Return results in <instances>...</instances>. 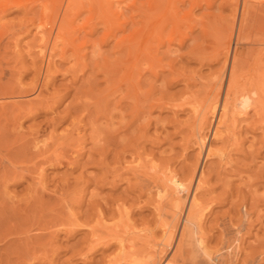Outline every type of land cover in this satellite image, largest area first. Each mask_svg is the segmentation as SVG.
<instances>
[{
  "label": "rangeland",
  "instance_id": "1",
  "mask_svg": "<svg viewBox=\"0 0 264 264\" xmlns=\"http://www.w3.org/2000/svg\"><path fill=\"white\" fill-rule=\"evenodd\" d=\"M48 1L43 4L46 9L40 0H21L0 15V25H5L0 31V99H4L0 105V264L145 263L149 249L169 231L163 230L164 236L160 222L171 217H161L156 209L165 208L160 209L163 213L169 209L175 187L188 179L193 167L197 174L202 170L205 181L200 200L208 208L202 223L208 247L214 250L226 238L240 236L242 254L234 264H264V116L239 117L218 140L212 137L217 117L210 119L203 149L197 146L191 126V102L206 99L222 72L220 45L229 24L235 29L244 12L248 14L243 28L246 38L235 46L239 58L244 57L240 59L243 70L264 51V0H210L199 6L191 0H172L178 19L186 17L185 22L181 17L179 21L182 27V22L189 24L188 35L183 43L155 41L156 51L152 50L160 59L156 73L142 64L139 75L134 71L130 81L121 69L126 52L115 41L137 27V4L145 0L134 4L137 12L126 7L133 5L127 3L130 0L122 2V15L129 16L124 18L123 31L113 29V37L105 35L110 24L95 19V11L83 8L78 16L66 17L73 26L64 24V41L53 52L50 70L36 47L40 30L46 34L49 28L53 36L66 18L60 3L53 6L55 20L50 17L53 0ZM131 15L135 21L129 22ZM86 18L88 24H82ZM51 36L46 42L41 39V44L49 47ZM234 41L233 30L230 49ZM209 143L216 153L207 157ZM155 172L169 178L166 191L155 184L154 179L162 183ZM194 184L195 180L186 199L184 193L178 196L184 201L183 211ZM182 216L181 212L174 240ZM121 236L127 251L118 244ZM174 245L175 241L173 249H160L165 250L163 258L176 255Z\"/></svg>",
  "mask_w": 264,
  "mask_h": 264
},
{
  "label": "bare ground",
  "instance_id": "2",
  "mask_svg": "<svg viewBox=\"0 0 264 264\" xmlns=\"http://www.w3.org/2000/svg\"><path fill=\"white\" fill-rule=\"evenodd\" d=\"M19 1L21 2V0H0V15L3 14L4 12H6L7 9L10 8L9 6L11 4H13L15 6L18 5V3L16 4V2H19ZM40 1L42 2V0H40ZM47 1L48 0H45L44 2L47 3ZM123 1L125 2V0H53L52 4H50L51 1L49 3V5L51 6L50 9L53 10L52 11L53 14L50 13L51 11L49 9H48L49 13L47 12V14L48 15L51 14L50 17L53 15L52 17H54L53 19L55 20L54 15H56L55 14V12H56L55 8L56 7L53 8V6H55V4H56V6H57V4L59 6V3L62 4V6H63L62 18H64V19L66 17H69V16L71 17V15L72 16L77 15V13L83 8H86L87 10L89 9V13H90V11L92 13L94 11L96 12V9H97L99 16L97 17L96 16L97 12H96V14L94 12L95 15L93 14V17H96L95 19H98V21L102 19L104 23L110 24V29L108 31V28H107L108 32L106 31L105 35H107V36L112 35V37H113L115 35V34H113L115 28L116 27H117L116 29H118V27L122 28L124 18H125V20H127L126 16L127 17L129 16V15L125 16V14H124V17H123V15H122V13H124V11L121 10V6L123 7V4H122ZM130 1L127 3L133 4V5L132 6L131 5L126 6V7L127 8L132 7L131 9H133L134 4H136L138 2H137V0H130ZM201 1H205L206 4L211 3L210 0H191V4L193 6H199ZM31 2H33V1H31ZM44 2L41 3L42 7H43ZM171 2L173 3L174 1H172V0H145L144 2H139V4H137V6L140 10L139 19H138V21L135 22L137 24V27H135V28L131 27L133 29L131 31H128V33H126V34L124 33V35H121L122 37L121 38L119 37L120 39L116 38V37L114 38V39H119V40L115 41V42H118L119 45L124 46L126 44L124 47L120 46L121 49L123 48L125 50V52H126L125 55H127V59H125V58L122 59L123 65H122L121 69L123 68L125 70V72H123L124 77L126 79L128 78V81H130L129 79L132 78L133 73L135 75V72H137L136 74L139 75L138 69L141 67L142 64L146 65L147 68L153 70V72L156 73L155 72L156 70H154V69L158 66V62L160 61V59L157 57V54L155 53L156 49H154L157 44H159V43L162 44L165 41H167L168 43H170L172 41H177L178 43H183L186 36L188 35L187 34L188 31L186 32L185 28L188 27L189 24L184 26L186 23H183L186 21V19H183V18H186V17H183L182 15L180 16L181 19H183L182 20L183 21L182 22L183 27H182L181 23H180L181 21H179V20H181L180 17L178 19L179 14L177 13V11L175 9H173V8H175L174 7L175 4H173L174 6L172 8ZM46 3L44 5H46ZM20 5H23V4H20ZM126 5H128V4H126ZM47 6H48V4H47ZM137 6H136V10L138 9ZM247 7H248V5L243 7V12L245 11V9ZM43 8L47 9V7H45V6ZM122 9H124V8H122ZM136 10H134V11L137 12L138 10L137 11ZM48 15H45L46 18ZM121 15L123 17L122 20H121ZM247 15H245V12H244V16L241 18L239 17L240 20L236 24L235 29H233V25H234L233 23L231 25L229 24V26L227 28V33L224 35V37L222 39L223 41L221 42V45H220L222 48L221 51H222L223 56H224V61H223V65H222L223 69L221 68L222 72L219 75H217V79H215V82L209 91V96L197 104H193L191 102V105H192L191 113H192V116L194 118L192 121L193 123L191 122L193 124V125H191L193 127V128L191 127L192 128V135L194 136L195 142L197 143V146H199L200 149H203V147L205 145L207 135L204 133V129H205V126L208 124V122H210L209 121L210 119L213 120V118L217 117L215 126L213 128L212 137L215 139H217V138L220 139V137H222V134H221L222 132L225 133L226 131L228 132V130L233 129L232 127H234V124L236 123V121L239 117L243 118L244 116L247 117L251 114L252 115L254 114L256 116L257 115L264 116V113H261V110H262V112H264V109H262V108H264V51L259 52L260 54L256 55L257 57H255L254 62L252 63V65L250 64L251 66H249V68L246 70H243L245 68H243V65L241 62L242 60L240 61V59H243L244 57L239 58V56H238L239 53L235 52V46L237 45L238 40H240V39L242 40L243 38H246L243 34V31H244L243 28H244V25L246 24L244 21H246V17H248ZM59 16H60V14H59ZM133 16L132 15L130 16L129 22L131 21L132 18L134 19ZM56 17H58V16H56ZM99 17H100V19H99ZM60 18L61 17H58V19H60ZM69 18H66V19L70 20ZM87 18H86V22L84 21L82 24H84V23L88 24L87 21L89 19H87ZM58 19H57V21H59ZM65 20L64 21L62 20L63 23H59V25L56 24L58 27L56 26L57 30H55V33L53 36H51L52 34H50V32L48 31V30H50L48 27H47L48 29H47L46 34L44 32L45 29H43V28L42 29L44 31L40 30L41 33L39 31L38 32L36 31L38 34L40 33V36H41V38H39V40H40L39 45L36 44L39 46V47L36 46L37 48H39V51H38V49H37V51L41 53V55H40L41 57L42 56L45 57V60H46L45 63L47 64L46 68L48 67L47 69L50 68V65L52 63V59H53V56L55 54L53 52L56 51L55 50L56 46H57V50H58V47L60 49V46H59L60 44H58V42L61 43V41L62 42L64 41L63 35H64L65 29H66L65 25L66 26L69 25L70 27L73 26V24H71V20L67 24H66L67 21H65ZM134 21H135V19H134ZM129 22H127V23H129ZM187 22H188V20H187ZM46 23H48V22H46ZM112 23H114L115 25ZM127 23H126V25H127ZM82 24H80V25H82ZM1 25H0V28H2V26L3 27L5 26V25H2V26ZM52 25H53V23H52ZM111 26H114V27L112 28ZM246 27H247V24H246ZM182 28H184V30ZM125 29H126V27H125ZM166 29L169 31L166 32L167 31ZM244 29L246 30V28H244ZM70 30L72 31V28ZM92 30H94V28ZM233 30H234L235 41L233 43L232 49H230L229 41L231 40V37L233 35ZM0 31L1 32L4 31L3 28H2V30L0 29ZM66 31H67V29H66ZM122 31H123V28H122ZM244 32L246 33V31H244ZM49 35L52 37L51 38L52 41L50 40V44L48 47V44L45 42L49 38V37H47ZM0 36H1V34H0ZM38 37H39V35H38ZM41 39H43L44 41L46 40V41L44 43L42 41V44H41ZM102 40H103V38H102ZM105 40H107V39H105ZM153 41L155 43V46H153V48H152ZM155 41H157V44ZM245 41H246V39H245ZM3 45H5V44L3 43ZM64 45H65V43H64ZM97 45H99V44H97ZM118 47L119 46H117L116 48H118ZM123 49H122V51H123ZM152 49H154L155 51ZM76 50H78V49L76 48ZM262 50H264V49H262ZM76 52H78V51H76ZM62 53H63V51H62ZM244 62H245V60H244ZM161 63L162 62H160V64ZM161 65H159L160 68H162ZM245 65L246 64H244V66ZM51 67H52V65H51ZM246 67H248V66H246ZM45 73H46V70H45ZM108 73H109V71H108ZM106 75H108V74H106ZM137 75H136V77H137ZM122 76H123V74H122ZM125 78H124V81L126 83L127 81ZM122 82H123V80H122ZM225 83H226L225 90H224L223 96H221L223 86ZM118 85H120V84H118ZM122 86L123 85H121L120 87H122ZM124 86H123V88H125ZM130 92H131V94L133 93L132 90ZM131 94H128V95L131 96ZM132 96H133V94H132ZM157 99H156V103L158 101ZM1 100H2V98L0 99V102H1L0 105L1 104L4 105V103H3L4 99L2 100L3 102ZM158 103H159V101H158ZM160 104L161 103H159V105ZM150 105H152V104H150ZM259 118H258V121H259ZM239 119H241V118H239ZM262 119H264V118H262ZM258 127H260V126L258 125ZM261 127H262V125H261ZM50 134L51 133H49L48 135H50ZM228 134H227V136H229ZM235 134H237V133H235V131H233L231 134L233 140H235L234 142H236V140H238L236 137H234ZM93 136L94 135H92V137ZM223 136L226 137V134H224ZM49 137L50 136H48V138ZM97 138H98V136H97ZM42 139L43 140L47 139V136H46V138H42ZM37 140H38V138H37ZM43 140H41L40 143L41 142L44 143ZM45 143H46V141H45ZM36 144H34V145H36ZM210 144L211 143H209L207 146V153H206L207 157L212 156L216 153L211 148ZM39 147H40V145H38L37 149H39ZM41 151H42V148H41ZM221 154H222V152H221ZM221 154H220V156H221ZM53 156L55 157V155H53ZM60 156L58 157L59 159H60ZM49 158L47 157V159H49ZM61 158H63V157H61ZM51 160H53V159H51ZM153 168H154V166H153ZM154 170H156V169H154ZM40 171H41V169H40ZM201 173H202V170H200V173L197 174L196 168L193 167L192 171L190 172L188 179L183 184H179L175 187L176 197L172 199L173 201H172L171 205L169 206V209L166 208L167 211L165 213L162 212V210L165 209L163 207H162L163 209L160 208L162 210L156 209L157 214H159L160 216L164 215L163 216L164 218L166 215L171 217L170 220H168V221L163 218L164 220H162V222H160V224H161L160 228H161L162 232L167 231L168 229H169V231H167L168 233L166 232L167 235L164 232V236L166 235L165 236L166 238H162V241H160V242L156 241L157 246L151 245V246H153L151 248L152 249L151 251L149 249L150 247L148 248L149 251L147 250L148 252L145 250L147 252V254L149 252H151V253H149L148 255L146 254V259L143 258V260L144 261L147 260V261H145V263H140V264H155L156 261L163 262L162 264H174L175 262H178V259H180L182 261V262L180 261V263L178 262L179 264H184L185 260H188V262L190 260L191 264H234V262L239 258V255L242 254L241 253V251H242L241 247L242 246L240 245V240H241L240 236H237L234 240H230V241H229V238H226L224 240L223 239L224 237H222V240H224V241L220 240L222 242L221 245H219L220 247L217 246L216 249L214 247V250L211 249V247L210 248L208 247L209 243L207 244V236L204 233L205 229H204L203 224H202L203 220H204V216L206 214L205 212L208 208L205 209L204 207L201 206L202 200H200V197H201L200 192L202 191V189L204 187V183H205ZM156 174H158L157 178L159 180L161 179L162 183L159 184L158 180L154 179L155 184H157V187L160 190L166 191L165 187L167 185H170L168 183L169 178H167L166 176L163 177V175L160 176L161 174H159V173H156ZM38 176H40V175H36V177H38ZM34 178H35V176L33 177V179ZM37 179L39 180L40 177ZM149 180H151V178ZM193 180H195V184H194L193 189L191 191V195H190L187 203L185 204V206H186L185 211H183L182 209H183L184 201H180L183 199H179V197L182 198V195L179 196V194L184 193L185 196L184 195L183 196L186 199V197L189 194V190L191 189V183H193ZM151 181L153 182V180H151ZM34 182H36V181H34ZM38 183H39V181L36 182V184H38ZM40 185L41 184L39 183V186ZM36 190H37V188H36ZM161 203H163V202H161ZM206 207H207V205H206ZM181 212L183 213V216H182L183 218H182V221L180 224L181 226L179 225L180 226V228L178 230L179 233L176 236V240H174L175 239L174 235H175L176 230H177V223H178L177 219L180 216ZM37 226H38V224H37ZM152 232H154V231H152ZM240 235L242 236V234H240ZM151 240L152 239H150V241ZM157 240H158V238H157ZM118 241H119L118 244L120 243V245L122 246V247L121 246L120 247L123 248V250L124 249L126 250L127 249L126 248L127 243L125 244L124 238H122V236H121ZM173 241H175V245H174L175 250L174 251H175L176 255L171 256L172 258H170V257H164L163 258V256L165 255V250H160V249H163L164 246L170 248ZM165 247H164V249H165ZM131 248L133 249V247H131ZM131 248H130V250H132ZM171 248H172V246H171ZM212 248H213V246H212ZM231 253H233L232 254L233 256H230ZM121 255H123V254H121ZM142 256H145V255H142ZM147 256H148V258H147ZM125 257H126V255H125ZM250 259H252V256ZM130 261H132V260H130ZM141 261L142 260H140V262ZM160 262H158V263H160ZM132 263L134 264V262H132Z\"/></svg>",
  "mask_w": 264,
  "mask_h": 264
}]
</instances>
